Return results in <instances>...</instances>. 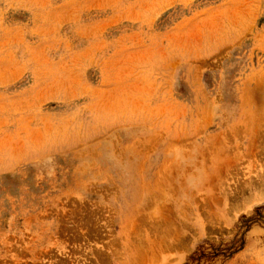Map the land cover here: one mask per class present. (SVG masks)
Returning a JSON list of instances; mask_svg holds the SVG:
<instances>
[{
	"label": "rangeland",
	"instance_id": "obj_1",
	"mask_svg": "<svg viewBox=\"0 0 264 264\" xmlns=\"http://www.w3.org/2000/svg\"><path fill=\"white\" fill-rule=\"evenodd\" d=\"M0 264H264V0H0Z\"/></svg>",
	"mask_w": 264,
	"mask_h": 264
}]
</instances>
